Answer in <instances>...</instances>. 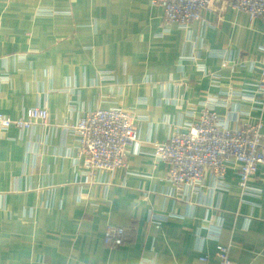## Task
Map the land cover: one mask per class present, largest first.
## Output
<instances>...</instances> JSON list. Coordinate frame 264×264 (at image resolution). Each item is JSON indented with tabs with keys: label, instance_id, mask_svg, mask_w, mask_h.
<instances>
[{
	"label": "crops",
	"instance_id": "crops-1",
	"mask_svg": "<svg viewBox=\"0 0 264 264\" xmlns=\"http://www.w3.org/2000/svg\"><path fill=\"white\" fill-rule=\"evenodd\" d=\"M203 15L208 23L163 34V10L150 0H0V113L17 119L42 106L51 115L48 127L12 126L0 139V264H218V245H230L233 264H264V164L252 194L241 195L234 168L221 181L228 188L208 172L195 193L173 188L153 155L209 95L260 78L264 16ZM221 51L233 59L226 66L210 55ZM237 102L240 118L264 121L259 103ZM118 105L145 119L139 143L125 168L91 177L62 125ZM108 226L126 230L116 250L105 244Z\"/></svg>",
	"mask_w": 264,
	"mask_h": 264
},
{
	"label": "built area",
	"instance_id": "built-area-1",
	"mask_svg": "<svg viewBox=\"0 0 264 264\" xmlns=\"http://www.w3.org/2000/svg\"><path fill=\"white\" fill-rule=\"evenodd\" d=\"M150 1L163 10V34L171 33L175 25L189 30L193 23H206L205 11L222 15L233 9L248 14L251 21L264 16V0ZM210 55L224 57L223 66L233 61L226 51ZM200 56L201 53L196 54L193 59L196 68L204 72L206 66L200 61ZM112 77L110 72L99 73L101 80ZM237 100L259 103L264 108V63L260 78L251 87L230 89L227 97L209 95L191 122L179 124L166 141L155 143L153 155L156 161L167 164V181L173 188L185 187L197 193L201 191L208 172L215 188H228L221 181L227 169L234 168L241 195L252 194L249 181L259 165L264 164V121L261 117L257 120L240 118L242 112L237 111ZM219 108H225L226 113L220 114ZM69 111H76L73 101ZM50 116L49 110L42 106L30 107L17 119L0 113V139L12 126L21 132L33 130L35 125L48 127ZM142 120L145 119L119 105L97 107L86 111L75 122H64L62 128L67 135L71 133L76 137L78 148L75 160L93 177L97 172L111 174L126 167L129 153L139 143L137 122ZM126 235L124 228L108 226L104 234L105 244L116 250L123 244ZM216 256L218 264H233L230 245H218ZM200 261L208 264L209 259L201 256Z\"/></svg>",
	"mask_w": 264,
	"mask_h": 264
}]
</instances>
